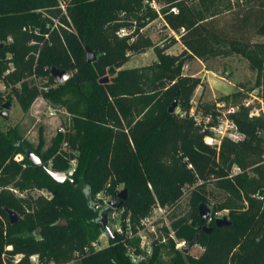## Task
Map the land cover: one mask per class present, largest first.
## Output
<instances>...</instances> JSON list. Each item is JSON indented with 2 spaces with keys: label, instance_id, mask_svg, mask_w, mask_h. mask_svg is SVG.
<instances>
[{
  "label": "trees",
  "instance_id": "obj_1",
  "mask_svg": "<svg viewBox=\"0 0 264 264\" xmlns=\"http://www.w3.org/2000/svg\"><path fill=\"white\" fill-rule=\"evenodd\" d=\"M152 1L160 10L148 6ZM45 2L0 0L1 80L23 109L40 93L54 99L67 94L63 102L73 104L76 112L65 137L77 151L78 162L72 175L54 181L44 166L29 161L26 151L37 153L45 166L50 160L51 167L67 170L70 157L56 151L61 133L52 146L43 148V140L34 146L15 127L0 129V185H6L0 188V264H26L33 253L45 262H61L89 245L101 231L99 213L107 206L94 207L92 196L101 189L112 198L119 184L126 188L116 206L134 224L157 199L170 202L180 195L182 185L194 181L201 187L213 182L224 191L211 213L227 209L231 222L218 226L210 217V231L203 230L207 220L198 215L197 205L205 202V194L193 192L192 221L179 217L173 229L203 249L198 257L186 255L185 261L175 250L176 264H264V115H250L249 107L237 102L246 87L236 83V90L220 99L238 105L228 117L242 136H223L219 144H211L217 100L198 101L194 113L208 120L197 121L191 113L192 97L201 78L181 70L185 59L205 61L235 51L256 71L249 88L264 86V42L252 41L264 36V0H242L237 10L224 0H70L62 22L69 26L70 19L74 31L60 32L50 31L36 12ZM159 15L182 44L180 53L167 51L177 41L174 35L159 45L141 32ZM123 28L132 32L120 36ZM84 46L94 50V61L85 60ZM147 48L156 55L154 63L120 68L131 54ZM51 66L76 71L46 91L28 79L37 71L54 82ZM106 71L111 78L100 82ZM174 98L177 107L169 112ZM4 101L0 89V108ZM18 152L24 153L21 160L14 158ZM8 184L20 191L34 185L45 188L51 197L17 196ZM7 209L19 215L16 222H10ZM60 219L66 223L59 224ZM129 242L114 233L107 245L81 255L78 264H134L126 253ZM156 245L145 264H164ZM18 252L23 257L15 262Z\"/></svg>",
  "mask_w": 264,
  "mask_h": 264
},
{
  "label": "rangeland",
  "instance_id": "obj_2",
  "mask_svg": "<svg viewBox=\"0 0 264 264\" xmlns=\"http://www.w3.org/2000/svg\"><path fill=\"white\" fill-rule=\"evenodd\" d=\"M69 1L70 0H46L45 6L41 9L36 10V12L41 15L45 26L49 28L50 31L57 30L60 32L61 29L74 31V27L70 19H68L70 24L69 26L62 22V17H67L66 5ZM224 1H230L231 4H234L232 6L235 10H237L241 5L244 4L242 0ZM148 6L153 8L154 10H160V5L158 3L149 2ZM141 32L148 35L154 42L158 43L159 45L169 43L174 34V32H172L167 26H165V21L161 15H159L155 20L148 23ZM45 38H47V35H45ZM176 39H178V37H176ZM8 41H11V37H8ZM252 41L264 42V36H254ZM170 48L172 49V51H176V53H180L182 50L181 43L179 42H177ZM144 51L131 54L128 60L120 68L145 66L154 63L156 61V55L155 53L153 54L154 51ZM70 55L72 61H75L76 59L74 53L70 52ZM207 65L213 70V73H211L213 79H211L209 85L207 81L203 80L201 86L202 88H199V90L197 91L194 90L192 97L191 113L194 115L197 121L208 120L207 116H202L199 113H194L195 106L199 101L198 95L200 89L201 91H203V97L205 98L204 100L216 99L217 101H223L225 103V106L220 107L221 111H225L226 108L231 105L235 106V109H237L238 105L235 104L232 100L220 99L222 95L230 93L228 80H231L232 82H244L246 89L242 91V95L237 99V102H241L242 104H244V101L248 100L249 105L246 106L249 107V111L253 110L256 113L258 112L264 115V86L249 88L254 82L256 71L249 68L248 62L243 56L235 51H232L228 54L219 55L208 59ZM181 70L182 72L191 73L192 75L198 73V71L200 70V64L196 61L195 57H191L184 60ZM70 71L71 73H73L76 71V68L70 69ZM34 73L35 75L29 76L28 79L32 83H35L38 87L46 86L47 89L41 88L43 91L48 90L49 87H54L57 83L55 80L54 82L49 81L46 74H40L37 71H35ZM102 76H106L107 79H110L112 73L110 71H106ZM0 89L3 92L4 99L11 102V107L7 109L8 118L4 119L0 117V129L5 132L15 127L19 130L22 137L34 146L38 145V143L43 140V148L52 146L55 141V135H57V133H61L62 139L59 141L56 151L62 154L64 157H70L68 168L73 169L74 171L78 162L77 151L71 149V145L65 137V134L71 127V118L76 110L74 109L73 104H67L63 102V99L67 97V94H64L59 99H54L49 95L47 96L44 93H40L34 98L27 109H23L13 95L11 88L9 86H6L1 80V74ZM71 101H74V99H72ZM213 134L215 135V131H213ZM234 134L235 135L232 136L233 139H238L242 136L241 133L234 132ZM218 137L221 139V136ZM19 153L22 155V157H24L23 152ZM179 155L182 156L183 161L187 159L185 156H183L181 151L179 152ZM50 165L51 163L49 160L48 166ZM188 166H190V164ZM234 169H236V167H234ZM10 185L11 184H8L7 186L10 187ZM5 186L6 185H0V188ZM123 188L124 187L122 185H118L119 191ZM10 189H12V191L17 196L31 195L32 197H36L38 195H43L47 198L51 197V193L47 189L37 187L35 185L26 186L21 191L17 187H10ZM193 192L205 194V203L210 209H212L214 205H216L224 198V191L216 186L213 182H209L205 184L204 187H201L199 185V181H194L191 184L185 183L184 185H182L180 195H178L172 201L161 203L160 201H158V199L156 200L166 208V211L162 214H159L157 216V219L155 220L156 232L158 233V237L161 239L155 246V248L158 247L159 251L157 253V256L164 262V264H176L177 262H179L176 259L177 252H175V250L181 252L183 261L187 259L186 255L198 257L202 252L203 248L199 242H194L186 253L182 251V247H176L177 243L183 242L182 246H184L186 245L187 241L183 238L178 237L173 229V221L177 220L179 217L186 218L188 222L192 221L191 212L193 208L191 197ZM92 198L99 205L103 206L105 204V201L111 198V195L104 189H101L94 193ZM112 207L117 213V216L109 218V223L111 225H115L116 223L126 225L128 222H131L127 214L123 216L122 207L119 208L114 205L111 206V209ZM227 212V209L212 211L210 217L212 219L222 216H226L228 218ZM138 221L139 220L134 221V225H136ZM209 221L210 220H207L203 223V225H210ZM131 241L136 243L135 240ZM101 243H107V241L102 238ZM8 246L9 245L6 246V249L8 248ZM40 260H43L44 264L47 263L42 256H40ZM26 264L34 263H31V261L28 260Z\"/></svg>",
  "mask_w": 264,
  "mask_h": 264
},
{
  "label": "built area",
  "instance_id": "obj_3",
  "mask_svg": "<svg viewBox=\"0 0 264 264\" xmlns=\"http://www.w3.org/2000/svg\"><path fill=\"white\" fill-rule=\"evenodd\" d=\"M172 11L175 12L176 11L175 8H172ZM183 31L184 29L181 28L179 32L183 33ZM131 32L132 29L123 28L120 29L118 34L120 36H128ZM173 35L177 37L176 34ZM31 75L33 76L35 75V73ZM39 88L47 89L46 86H42V87L39 86ZM244 104L249 105V101L245 100ZM223 106H225V103L223 101H216V108L219 110V113L216 115V121H217L216 124L211 126V129L215 131V135L213 134V137H211L209 140L211 144H215V143L219 144L221 139L218 136H221V138L223 136H228L232 138V136L235 135L234 132L240 133L238 132L235 123L228 117V113L234 111L235 106L231 105L227 107L225 111H221L220 107ZM249 114L258 115L259 113L250 110ZM14 158L16 160H21L23 157L18 152L14 155ZM64 171L66 172L67 176H70L73 173V169L70 168ZM107 201H105L104 205H108ZM165 211L166 208L162 206L160 203L156 202L152 206L150 211L139 219L136 225L132 224L131 222H128L126 225L118 224V223H116L115 225H111L109 223L110 220L109 218L116 217L117 213L115 212L113 207L108 211V225L112 229L113 233L122 234L132 243V244L130 242L127 243V249H126V253L128 254V257L132 263L145 264L148 261V259L152 256L154 251V245L158 244L159 241L161 240L158 237V233L156 232L155 220L157 219V216L159 214H162ZM102 238H104L107 241V243H101ZM109 240L110 239L108 238V234L106 230L101 228L99 236L95 240H92L89 245H84L82 249L74 250L72 257L70 259L61 262H57L51 259L46 264H78L81 255L87 254L90 251V249H99L104 247L105 245L108 244ZM131 240H135L136 243L132 242ZM182 245L183 242H180L176 244V247H183ZM8 248H11V245H9ZM22 257H23V253L18 252L14 254L13 261L17 262L21 260ZM28 260L34 264H44V261L40 260V256L36 253L30 254L28 256Z\"/></svg>",
  "mask_w": 264,
  "mask_h": 264
},
{
  "label": "water",
  "instance_id": "obj_4",
  "mask_svg": "<svg viewBox=\"0 0 264 264\" xmlns=\"http://www.w3.org/2000/svg\"><path fill=\"white\" fill-rule=\"evenodd\" d=\"M84 58L87 62H92L96 59V53L94 52V50L91 47L84 46ZM49 71H50L51 75L53 76V78L59 83L65 81L71 75V71L67 68H58L56 66H51ZM99 81L105 82V81H107V77L102 76L99 79ZM10 107H11V102L9 100L4 101L1 105V108H0V117H2L4 119L8 118L7 109H9ZM176 107H177V99L174 98L169 103L167 109L169 112H174ZM26 156L31 163L40 164V165L44 166L48 176L52 180L57 181V182H61L68 177L64 170L56 169V168L50 167V166H45L41 162L40 156L37 153H35L34 151L27 150ZM125 196H126V188H123L118 192L116 197H112L107 201L108 205L106 207H104L103 209L100 210L98 221L101 224V228L106 230L109 239H112L114 237V233H113L112 229L110 228V226L108 225V211H109L111 206L116 205L117 199H119L118 203H120L121 200L125 198ZM89 201H90V198H89ZM93 204H94L95 208L98 206L97 202H95ZM197 211H198V215L202 219H206V220L210 219L211 209L208 207V205L205 202H199V204L197 205ZM7 213H8V217H9V220L11 223H14L19 219V215L12 209H7ZM230 222L231 221L226 216L215 218V224L218 226L219 225H226V224H229ZM58 223L59 224L60 223L65 224L66 221L64 219H60L58 221ZM202 229L206 230V231H210L211 228L208 225H203ZM192 245H193V241L187 242L186 245H184L182 247V251L187 252Z\"/></svg>",
  "mask_w": 264,
  "mask_h": 264
},
{
  "label": "crops",
  "instance_id": "obj_5",
  "mask_svg": "<svg viewBox=\"0 0 264 264\" xmlns=\"http://www.w3.org/2000/svg\"><path fill=\"white\" fill-rule=\"evenodd\" d=\"M177 42L180 43L179 39H177L176 43H177ZM176 43H174L173 45H175ZM173 45H172V46H173ZM172 46H170V47H172ZM181 46H182V44H181ZM170 47L167 48V51L170 52V53H176V51H172V49H171ZM182 48H183V46H182ZM150 50H152V49L148 48V49L145 50V51H146V52H149ZM145 51H144V52H145ZM142 52H143V51H142ZM150 52H153V51H150ZM153 54H154V52H153ZM193 59H194V58H193ZM195 59H196V61L199 62V64H200V70L198 71V73H195V74H192V75L200 76V78H201V82L203 83V80H205V81H207V83H208V85H209V82L211 81V79H213V78H212V75H211V73H213V70L207 65V60L203 61V60H201V59L198 58V57H195ZM183 73H185V72H183ZM186 74H190V75H191V73H187V72H186ZM228 82H229V86H230V88H229V92H232V91L236 90V88H237L236 83H237L238 81H237V82H232L231 80H228ZM202 83L199 84V85L195 88V91L199 90V88H202V87H201V86H202ZM208 98H210V97H208ZM204 99H205V98L203 97V91H201V89H200V92H199V95H198V100H204Z\"/></svg>",
  "mask_w": 264,
  "mask_h": 264
}]
</instances>
